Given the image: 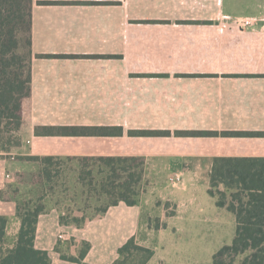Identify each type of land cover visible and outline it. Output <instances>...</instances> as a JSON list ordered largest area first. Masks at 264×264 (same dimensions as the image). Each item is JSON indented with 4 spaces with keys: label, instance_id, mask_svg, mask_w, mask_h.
<instances>
[{
    "label": "crops",
    "instance_id": "1",
    "mask_svg": "<svg viewBox=\"0 0 264 264\" xmlns=\"http://www.w3.org/2000/svg\"><path fill=\"white\" fill-rule=\"evenodd\" d=\"M226 17L255 24L227 26ZM30 50L31 108L19 132L21 146L0 153V166L16 155L145 160L137 205L119 203L83 228L61 224L65 213L52 206L38 217L34 247L47 252L51 264H79L60 255L76 257L81 242L89 244L83 264H115L128 240L141 242L154 208L164 233L179 216L218 220L227 211L208 193L214 159H264V136L222 135L264 133V0H31ZM61 113L85 118L59 123ZM41 127H110L123 133L35 135ZM130 131L170 135L135 137ZM0 175L1 195L16 179ZM164 202L173 203L174 214H165ZM15 206L16 199L0 197V216L7 219L3 252L15 246L20 230Z\"/></svg>",
    "mask_w": 264,
    "mask_h": 264
},
{
    "label": "trees",
    "instance_id": "2",
    "mask_svg": "<svg viewBox=\"0 0 264 264\" xmlns=\"http://www.w3.org/2000/svg\"><path fill=\"white\" fill-rule=\"evenodd\" d=\"M31 0H0V153H12L21 146L19 132L29 113L30 99ZM23 43L27 47L23 46ZM26 63V65H25ZM121 128L41 127L37 136L117 137ZM135 137H167V131H130ZM212 132H177V136H211ZM223 136H264L255 132H223ZM13 140V141H12ZM33 164L28 182L17 174L15 185L0 197L16 199L21 220L16 244L1 251L0 264H51L48 253L35 249L38 217L52 207L64 211L63 225L83 228L119 203H139L145 172L140 156H44L19 157ZM21 179V180H20ZM25 184L29 191L20 192ZM223 187V190L220 189ZM211 197L216 206L234 217V237L213 256L211 264H264V159L215 158L210 172ZM7 219L0 216V245ZM76 257L61 253V259L83 264L89 244L81 242ZM131 250L145 254L148 264L153 251L138 246L131 238L118 250L119 259ZM57 251L60 252L59 248ZM115 264H119L120 260Z\"/></svg>",
    "mask_w": 264,
    "mask_h": 264
},
{
    "label": "rangeland",
    "instance_id": "3",
    "mask_svg": "<svg viewBox=\"0 0 264 264\" xmlns=\"http://www.w3.org/2000/svg\"><path fill=\"white\" fill-rule=\"evenodd\" d=\"M23 46L27 50L24 43ZM84 118V114L61 113L55 121L59 123L77 122L82 121ZM18 136H20V140L22 136ZM135 145L138 144L134 143ZM108 147H114V145L108 144ZM14 158L17 161L19 157L16 155ZM16 161L11 160L9 163L1 164L0 173L3 175L6 173L12 174L11 178L16 179L17 175L14 172L20 169L24 175L22 182H28L30 172L35 171L36 167L33 164L28 165ZM152 179L153 177L148 178L146 182H152ZM220 189L223 190V187L220 186ZM21 190L25 193L29 191V187L23 184ZM159 204H161L160 201L156 205ZM164 209L166 215H172L175 206L171 202H164ZM151 212L149 230L145 233L147 235L144 234L141 242H135L138 246L152 248L153 255L148 264H211L212 256L222 246L229 245L234 237V218L228 212L218 220H212V218L203 214L197 215L193 219L186 217L182 219L179 216L180 218L178 217L171 222L172 227L167 229L166 233L162 231L165 229V224L158 217L156 208ZM144 257L143 252L131 250L119 259V264H143Z\"/></svg>",
    "mask_w": 264,
    "mask_h": 264
},
{
    "label": "built area",
    "instance_id": "4",
    "mask_svg": "<svg viewBox=\"0 0 264 264\" xmlns=\"http://www.w3.org/2000/svg\"><path fill=\"white\" fill-rule=\"evenodd\" d=\"M224 24L227 26H233V27H238V28H245V27H250L255 24V21L251 18H229L226 17L224 19ZM178 178L173 180V184L176 183ZM59 239H62V236H59Z\"/></svg>",
    "mask_w": 264,
    "mask_h": 264
}]
</instances>
